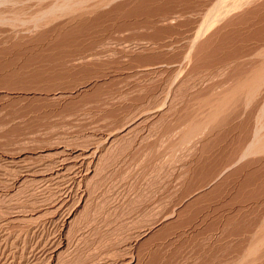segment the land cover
<instances>
[{
    "label": "rangeland",
    "instance_id": "rangeland-1",
    "mask_svg": "<svg viewBox=\"0 0 264 264\" xmlns=\"http://www.w3.org/2000/svg\"><path fill=\"white\" fill-rule=\"evenodd\" d=\"M13 1L48 16L0 32V264H264V0H117L84 41Z\"/></svg>",
    "mask_w": 264,
    "mask_h": 264
},
{
    "label": "bare ground",
    "instance_id": "bare-ground-1",
    "mask_svg": "<svg viewBox=\"0 0 264 264\" xmlns=\"http://www.w3.org/2000/svg\"><path fill=\"white\" fill-rule=\"evenodd\" d=\"M2 1H4L3 3H5L6 2V4H7V1H8V3L10 4V2L9 1H12L11 3H13V2H17V1H13V0H0V2L2 3ZM19 1V0H18ZM22 1V0H21ZM20 1V2H21ZM29 1V0H28ZM28 1H26V3H28ZM34 1V0H33ZM52 1V0H51ZM115 1H117V0H63V2L60 4H55V6L54 7H52L53 6V4L50 6V3H49V6H50V8H48L50 11H48V12H51V13H53L55 10H56V8H58L59 9V7L61 8V9H64L65 10V12L64 13H66L65 15L68 17V20L66 21L67 23H72V22H77L78 23V27L76 26V29H75V27H73L74 29L73 30H71V31H69V33L67 32H65V31H63V32H65V35H63L62 37H61V39L59 40V41H61L62 39H64V37H66L67 36V34H68V36H70V35H76V33H79V34H81V37H85L84 35L85 34H87V32H96L95 30L96 29H94L93 31H88V27H93V25H94V27L93 28H95V26L97 25V23H99L100 21L102 22V17H104V16H107L108 14H110L111 13V11H104V12H102L101 11V9L102 8H104V7H108V6H110L113 2H115ZM153 1V0H152ZM190 1V0H189ZM223 1H225V0H223ZM222 1V2H223ZM227 1V0H226ZM253 1V0H252ZM261 1V0H260ZM24 2H25V0H24ZM23 2V3H24ZM31 2V1H30ZM35 2V1H34ZM139 3H141V4H143L144 5V3H146L147 2V0H140V1H138ZM237 2V1H236ZM242 2H244V1H242ZM57 3H58V1H57ZM125 3H127V1H125V2H121V3H119L118 5H116L115 7H113V8H116V7H119V6H122L123 4H125ZM138 3V7L140 8L141 7V4H139ZM226 3V2H225ZM233 3V2H232ZM18 4V2L16 3V5ZM19 4H22V3H19ZM128 4V3H127ZM148 4V3H147ZM216 4V3H215ZM219 5H220V3H218ZM237 4V3H236ZM236 4H235V6H236ZM239 4H241V3H239ZM244 4V3H243ZM2 5V4H1ZM0 5V6H1ZM13 5H14V3H13ZM15 5V6H16ZM250 5H252V4H250ZM4 6H5V4H4ZM3 6V7H4ZM12 6V5H11ZM11 6H9V7H11ZM22 6V5H21ZM38 6V5H37ZM209 6V5H208ZM215 6V5H214ZM234 6V5H233ZM234 6V7H235ZM238 6V5H237ZM240 6H242V5H240ZM247 6V5H246ZM13 7V6H12ZM19 7V6H18ZM28 7V6H27ZM31 7V6H30ZM40 7V6H39ZM52 7V8H51ZM137 7V8H138ZM220 7V6H219ZM219 7H217L216 6V8H219ZM222 7V6H221ZM239 7V6H238ZM4 8H6V7H4ZM14 8V7H13ZM35 8V7H34ZM139 8L137 9V10H139ZM211 8V7H210ZM230 8V7H229ZM12 9V8H11ZM18 8H16V10H17ZM25 9H26V7H25ZM28 9V8H27ZM180 9V8H179ZM236 10L238 9V8H235ZM252 9V8H251ZM9 10H10V8H9ZM14 10V9H13ZM12 10V11H13ZM22 10H23V7H22ZM41 10H43L42 8H41ZM63 10V11H64ZM66 10H67V12H66ZM146 10V9H145ZM151 10V9H150ZM211 10V9H210ZM220 10H222V9H220ZM230 10V9H229ZM15 11V10H14ZM18 11V10H17ZM17 11L15 12V13H17ZM20 11V13H21V9L19 10ZM24 11V10H23ZM29 11V10H28ZM39 12H40V9L38 10ZM47 11V10H46ZM58 12H59V10H57ZM136 11V10H135ZM147 11V10H146ZM217 11V10H216ZM215 11V12H216ZM232 11V10H231ZM6 12V11H5ZM37 12V11H36ZM43 12H45L44 10H43ZM43 12H41L42 14H43ZM47 12V13H48ZM69 12V13H68ZM217 12H220L219 11V9H218V11ZM216 12V13H217ZM225 12V11H224ZM224 12H222V13H224ZM259 12V11H258ZM7 13H9V12H7ZM20 13L18 14V15H14V16H12V17H8V16H5L4 15V12L2 11V9L0 10V22H3V23H7L8 24V26H5V27H7L6 29H1L0 30V32H1V35H2V33H6V32H8V31H12V32H14V31H16V32H22L23 31V33H24V31L25 30H28L29 31V29H31V27L32 26H30V25H28V26H25L26 24H28L29 23V21H31L33 24V26H39V25H41V24H44V23H40V21L42 20L41 18L42 17H44L45 16V14L46 13H44V16H41V17H39V14H37V17H34V16H32V18L31 19H28V20H26L25 18H27V16L25 17V18H23V19H25V20H23V19H21V16H19L20 15ZM28 13V12H27ZM57 13V12H56ZM152 13V12H151ZM199 13V12H198ZM215 13V14H216ZM229 13V12H228ZM13 14V13H12ZM29 14V13H28ZM169 14V13H168ZM8 15V14H7ZM21 15H22V13H21ZM47 16H48V14H46ZM51 15H53V14H51ZM55 15V14H54ZM59 15V14H58ZM144 15V14H143ZM167 15V14H166ZM217 15V14H216ZM218 15H220V14H218ZM217 15V16H218ZM222 15V14H221ZM233 15V14H232ZM10 16V15H9ZM29 16V15H28ZM57 16V15H56ZM62 16V15H61ZM127 16V15H126ZM23 17V16H22ZM53 17V16H52ZM55 17V16H54ZM53 17V18H54ZM122 17V16H121ZM173 17V16H172ZM212 17V16H211ZM220 17V16H219ZM238 17V16H237ZM29 18V17H28ZM58 18H60V17H58ZM63 18V17H62ZM217 18V17H216ZM231 18V17H230ZM46 19V18H45ZM55 20H56V17L54 18ZM53 19V20H54ZM115 19V18H114ZM118 19V18H117ZM222 19V18H221ZM253 19V18H252ZM50 20V19H49ZM52 20V19H51ZM52 20V21H53ZM63 20V19H62ZM116 20V19H115ZM124 20V19H123ZM132 20V19H131ZM208 20V19H207ZM226 20V19H225ZM238 20V19H237ZM240 21V20H239ZM51 22V21H50ZM54 22V21H53ZM148 22H149V20H148ZM203 22V21H202ZM237 22V21H236ZM52 23V22H51ZM135 23V22H134ZM248 23V22H247ZM29 24H31V23H29ZM49 25H47V26H50V23H48ZM65 24V23H64ZM143 24H144V22H143ZM186 24V23H185ZM71 25V24H70ZM101 25H103V24H101ZM101 25H99V26H101ZM125 25V24H124ZM124 25H123V27H124ZM140 25V24H139ZM1 26H2V24H1ZM4 26H2V27H4ZM42 26V25H41ZM45 27H46V25H44ZM67 26V25H66ZM65 26V27H66ZM126 26V25H125ZM134 26V25H133ZM60 27V26H59ZM58 27V28H59ZM97 27V26H96ZM202 27V26H201ZM221 27V26H220ZM51 28H53L52 26H51ZM57 28V27H56ZM97 28H99V27H97ZM102 28V27H101ZM249 28V27H248ZM55 29V28H54ZM69 29V28H68ZM104 29V28H103ZM107 29V28H106ZM201 29V28H200ZM203 29V28H202ZM256 29H258V28H256ZM264 29V28H263ZM37 30H39V29H37ZM51 31H52V29H50ZM62 30V29H61ZM61 30H59V31H61ZM64 30V29H63ZM70 30V29H69ZM89 30H90V28H89ZM130 30V29H129ZM261 30V29H260ZM32 31V30H31ZM41 32H42V30H40ZM46 31H48V30H46ZM46 31H44V32H46ZM58 31V30H57ZM66 31H67V29H66ZM98 31V30H97ZM201 31V30H200ZM203 31V30H202ZM223 31V30H222ZM204 32V31H203ZM202 32V33H203ZM259 32H261V31H259ZM51 33V32H50ZM57 33V32H56ZM97 33V32H96ZM103 33V32H102ZM198 33H199V29H198ZM202 33H199V35L197 34L196 36H201L200 34H202ZM263 33V32H262ZM17 34V33H16ZM62 34H64V33H62ZM61 34V35H62ZM79 34H77V35H79ZM94 34V33H93ZM98 34V33H97ZM96 34V35H97ZM218 34V33H217ZM6 35H7V33H6ZM26 35V34H25ZM43 35V38H39V39H41V40H43V39H46V38H44V34H42ZM47 35V34H46ZM50 35V34H49ZM59 35H60V33H59ZM58 35V36H59ZM73 35V36H74ZM88 35V34H87ZM255 35H257V34H255ZM3 36V35H2ZM11 36V35H10ZM17 36H20V35H18L17 34ZM67 36V37H68ZM80 36V35H79ZM91 36V35H90ZM102 36V35H101ZM220 36V35H219ZM237 36V35H236ZM4 37V36H3ZM7 37V36H6ZM12 37H15V36H12ZM25 37V36H24ZM23 37V38H24ZM27 37V36H26ZM36 37H37V35H36ZM40 37V36H39ZM47 37V36H46ZM60 37V36H59ZM66 37V38H67ZM71 37V36H70ZM80 37V38H81ZM97 37H99L98 35L96 36V38ZM157 37V36H156ZM254 37H256V36H254ZM262 37H264V36H262ZM65 38V39H66ZM73 38V37H72ZM71 38V39H72ZM93 38V37H92ZM101 38V37H100ZM200 38V37H199ZM258 38H259V36H258ZM7 40H8V38H6ZM19 39H22V38H20L19 37ZM19 39H17V40H19ZM56 39V38H55ZM58 39V38H57ZM64 39V40H65ZM75 39V38H74ZM148 39V38H147ZM194 39V38H193ZM10 40V39H9ZM17 40H14L15 41V43H16V41ZM29 40V39H28ZM32 40V39H31ZM40 40V42H42ZM68 41H69V39H67ZM73 40V39H72ZM76 40H78V39H75V40H73V41H75L76 42ZM85 40V38L83 39V41ZM103 40V39H102ZM200 40V39H199ZM262 40V39H261ZM260 40V41H261ZM13 41V42H14ZM19 41H21V40H19ZM18 41V43H20ZM24 41V40H23ZM37 41V40H36ZM68 41H66V42H68ZM81 41V40H80ZM98 41V40H97ZM7 42H9V41H7ZM6 42V43H7ZM12 42V43H13ZM57 42V41H56ZM55 42V43H56ZM65 41H63L62 43H64ZM78 42V41H77ZM95 42V41H94ZM94 42H93V44H94ZM99 42V41H98ZM262 42V41H261ZM4 43V42H3ZM14 43V44H15ZM34 43V42H33ZM37 43H39V42H37ZM51 43V42H50ZM60 43V42H59ZM58 43V44H59ZM69 43V42H68ZM70 43H71V41H70ZM80 44H81V42H79ZM83 43V42H82ZM89 43H91V42H89ZM138 43V42H137ZM196 43V42H195ZM13 44V46H17L18 45V47H19V44H15L14 45ZM21 44H23L22 42H21ZM20 44V45H21ZM28 44H29V42H28ZM36 44V43H35ZM44 44V43H43ZM85 44V43H84ZM88 44V43H87ZM96 44V43H95ZM31 45V44H30ZM30 45H27V46H30ZM33 45V44H32ZM57 45V44H56ZM67 45V44H66ZM79 45V44H78ZM77 45V46H78ZM166 45V44H165ZM222 45V44H221ZM23 46H26V45H23ZM54 46V45H53ZM58 46V45H57ZM68 46V45H67ZM87 46V45H86ZM89 46V45H88ZM94 46V45H93ZM64 47V46H63ZM75 47V46H74ZM80 47V46H79ZM82 47V46H81ZM80 47V48H81ZM12 48V47H11ZM19 48H21V47H19ZM40 48V47H39ZM43 48V47H42ZM83 48H84V46H83ZM82 48V49H83ZM88 48V47H87ZM90 48V47H89ZM92 48V47H91ZM14 50H15V48H13ZM28 48H26L25 49V52H27L26 50H27ZM33 49H35V47L33 48ZM57 49V48H56ZM78 49V48H77ZM257 49V48H256ZM262 49V48H261ZM261 49H259V50H261ZM264 49V48H263ZM4 50V49H3ZM22 50V49H21ZM29 50V49H28ZM32 50V49H31ZM71 50V49H70ZM79 50V49H78ZM81 50V49H80ZM258 50V52H260ZM6 51V53H7V51L8 50H5ZM59 51V50H58ZM71 51H73V50H71ZM77 51V50H76ZM88 51V50H87ZM166 51V50H165ZM263 50H261V52L260 53H262L261 55H263V52H262ZM1 52V51H0ZM4 52V51H3ZM19 52V51H18ZM64 52V51H63ZM83 52H85V51H83ZM251 52V51H250ZM5 53V52H4ZM98 53V52H97ZM256 53V52H255ZM1 54V53H0ZM63 54V53H62ZM67 54V53H66ZM191 54V53H190ZM254 54V53H253ZM257 54V53H256ZM39 55V54H38ZM69 55V54H68ZM188 55V54H187ZM255 55V54H254ZM32 56V55H31ZM40 56V55H39ZM84 56V55H83ZM205 56V55H204ZM236 56V55H235ZM257 56V55H256ZM17 57H19V56H17ZM224 57V56H223ZM262 57V56H261ZM251 58V57H250ZM258 58V57H257ZM256 58V59H257ZM31 59V58H30ZM33 59H35L36 60V58H33ZM261 59H263V58H261ZM19 60V59H18ZM38 60V59H37ZM39 60H40V58H39ZM183 60V59H182ZM9 61V60H8ZM32 61V60H31ZM180 61V60H179ZM232 61V60H231ZM243 61V60H242ZM249 61V60H248ZM262 60H259V63L261 62ZM263 61H264V59H263ZM29 62V61H28ZM43 62V61H42ZM186 62V61H185ZM240 62V61H239ZM258 62V61H257ZM4 63H6V62H4ZM8 63V65L10 66V63L9 62H7ZM11 63H13V62H11ZM16 63H17V61H16ZM31 63V62H30ZM34 63V62H33ZM40 63V62H39ZM217 63V62H216ZM256 63V62H255ZM14 65H15V63H13ZM12 64V65H13ZM36 64V63H35ZM35 64H33V65H35ZM43 64V63H42ZM247 64V63H246ZM253 64V63H252ZM263 64V67H264V63H262ZM262 64H260V65H262ZM1 65H2V63H1ZM0 65V66H1ZM30 65V64H29ZM32 65V64H31ZM41 65V64H40ZM44 65H45V63H44ZM255 65V64H254ZM9 66H7V67H9ZM258 67L259 65L257 64V65H255L254 66V68L255 67ZM3 67V66H2ZM4 67L6 68V66L4 65ZM15 67H17V66H15ZM20 67V66H19ZM22 67V66H21ZM25 67V66H24ZM24 67L22 68V69H24ZM33 67H35V66H33ZM240 67V66H239ZM262 67V66H261ZM261 67H258V68H260V69H257V70H255V72L252 74V76L251 77H247V78H245V79H247V80H245V81H249L250 82V80L251 81H253V83H255V86L257 87L258 85V82H262V80H264V69H263V67L261 68ZM4 68V69H5ZM10 68H11V66H10ZM9 68V69H10ZM25 68H27V67H25ZM32 68V67H31ZM41 68V67H40ZM184 68V67H183ZM189 68V67H188ZM237 68V67H236ZM246 68V67H245ZM251 68V67H250ZM249 68V69H250ZM42 69H44V68H42ZM239 69V68H238ZM1 70L3 71V69L1 68ZM6 71H7V69H5ZM4 70V71H5ZM38 70H40V69H38ZM247 70V69H246ZM253 70V69H252ZM252 70H250V71H252ZM32 71H33V68H32ZM35 71V70H34ZM241 71H242V69H241ZM249 70H248V72H250ZM1 72V71H0ZM17 72V71H16ZM36 72V71H35ZM40 72V71H39ZM41 72H42V70H41ZM240 72V71H239ZM242 72H245V71H242ZM38 74V72L36 73V75ZM41 74V73H40ZM39 74V75H40ZM224 74V73H223ZM244 74V73H243ZM246 74H247V72H246ZM245 74V75H246ZM250 75H251V73H249ZM241 75H242V73H241ZM240 75V76H241ZM244 75V76H245ZM249 75V76H250ZM254 75V76H253ZM247 76V75H246ZM245 76V77H246ZM242 77H243V75H242ZM252 77L254 78V80H252ZM239 78H241V77H239ZM244 78V77H243ZM38 79V78H37ZM34 80V79H33ZM241 82L240 83H242V80H240ZM229 82V81H228ZM248 82V83H249ZM240 83H238L239 85H242V84H240ZM247 83V82H246ZM243 84V86L244 85H246V87H242V86H237V88H240L239 90H241V89H243V88H247L248 87V84ZM235 84H237V83H235ZM237 84V85H238ZM249 85H251V82H250V84ZM260 86V85H259ZM233 87V86H232ZM242 87V88H241ZM258 88V87H257ZM257 88H255L254 86L252 87H248L247 88V91H245L244 93H246V92H250V91H252V90H256ZM227 89V88H226ZM232 89V88H231ZM248 89H250V91L248 90ZM252 89V90H251ZM233 90V92H234V90H235V88H233L232 89ZM246 90V89H245ZM210 91V90H209ZM217 91V90H216ZM236 92H237V94H232L231 92V94L232 95H234V96H236V95H238V92L239 91H237V90H235ZM243 91H244V89H243ZM235 92V93H236ZM241 92V91H240ZM240 92H239V94H240ZM257 90H256V94H257ZM252 93H254V91H252ZM255 93H254V95H255ZM242 94V93H241ZM248 94H250V93H248ZM232 95H230L228 98H230ZM254 95H252V96H254ZM223 96H224V94H223ZM226 96V99L225 98H223V99H225V101L226 100H230V99H228L227 98V96L228 95H225ZM251 96V97H252ZM199 97V96H198ZM214 97V96H213ZM218 97H219V95H218ZM239 97H240V95H239ZM246 97H250V95H248V96H246ZM221 98V97H220ZM232 98H235V97H232ZM200 99V98H199ZM216 99V98H215ZM235 99H237V98H235ZM218 100V99H217ZM221 101H222V99H220ZM231 100H233V99H231ZM239 100V99H238ZM213 101V100H212ZM236 101V100H235ZM218 102V101H217ZM227 102V101H226ZM245 102V101H244ZM219 103H222V105H224L223 103V101L222 102H219ZM219 103H217V104H219ZM216 104V103H215ZM214 104V105H215ZM216 104V105H217ZM226 104V103H225ZM207 105V104H206ZM221 105V106H222ZM223 107H225V106H223ZM222 107V108H223ZM218 108H220V107H218ZM218 108H216V110L218 109ZM233 108V107H232ZM210 111V110H209ZM218 112V111H217ZM229 112V111H228ZM240 113V112H239ZM224 114V113H223ZM203 115V114H202ZM218 115V114H217ZM211 116V115H210ZM210 118H212V117H210ZM201 119V118H200ZM236 119V118H235ZM202 120V119H201ZM199 123V122H198ZM194 126V125H193ZM256 133H254V137L256 138V139H258L257 140V143L259 144H257L256 143V141H255V143L258 145V146H260L261 148L263 147L264 148V140L262 139V137H263V135H261L260 137L261 138H259V135H258V133H260L259 131H255ZM191 133V132H190ZM189 134V133H188ZM261 134V133H260ZM183 136H184V134H183ZM188 136V135H187ZM258 137V138H257ZM253 138V137H252ZM240 139V138H239ZM249 139V138H248ZM254 139V138H253ZM252 139V140H253ZM249 142V141H248ZM252 143V142H251ZM254 143V142H253ZM249 144V143H248ZM237 145V144H236ZM251 145V144H250ZM252 146H254V145H252ZM258 146H256L257 148H260V147H258ZM247 147V146H246ZM249 147V146H248ZM255 147V146H254ZM260 148V149H261ZM241 149V148H240ZM248 149V148H247ZM259 149V150H260ZM253 150V149H252ZM262 150V149H261ZM264 151V150H263ZM262 151V152H263ZM245 152V151H244ZM253 152V151H252ZM256 152V151H255ZM247 155V154H246ZM243 158V157H242ZM63 161V160H62ZM62 161L60 162V164H62ZM65 162V161H64ZM238 162H240V161H238ZM247 162V161H246ZM65 164V163H64ZM247 165V164H246ZM60 166V165H59ZM62 166V165H61ZM231 167V166H230ZM246 167V166H245ZM62 168V167H61ZM227 170V169H226ZM58 176V175H57ZM61 176V175H60ZM63 176V175H62ZM77 177V176H76ZM260 252V251H259Z\"/></svg>",
    "mask_w": 264,
    "mask_h": 264
}]
</instances>
